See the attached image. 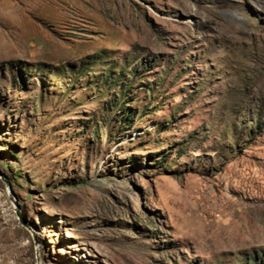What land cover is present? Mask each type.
Segmentation results:
<instances>
[{"label": "rangeland", "instance_id": "rangeland-1", "mask_svg": "<svg viewBox=\"0 0 264 264\" xmlns=\"http://www.w3.org/2000/svg\"><path fill=\"white\" fill-rule=\"evenodd\" d=\"M0 264H264V0H0Z\"/></svg>", "mask_w": 264, "mask_h": 264}]
</instances>
